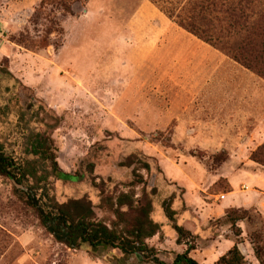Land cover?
<instances>
[{
	"label": "rangeland",
	"instance_id": "1",
	"mask_svg": "<svg viewBox=\"0 0 264 264\" xmlns=\"http://www.w3.org/2000/svg\"><path fill=\"white\" fill-rule=\"evenodd\" d=\"M20 1L0 0V144L6 155L20 164L35 161L58 203L86 197L107 223L113 217L99 209L91 181L111 193L127 192L133 167L120 164L137 155L150 172L139 169L143 184L133 191L138 198L142 187L155 190L150 218L160 234L155 244L146 242L161 261L171 264L177 246L184 250L187 243L201 260L217 239L247 249L246 264H259L255 249L264 261V186L257 178L264 180V167L250 159L264 143L252 138L264 119V62L244 54L249 69L233 57L245 40L264 39L258 35L264 0L245 11L246 32L234 31L223 13L226 3L218 5L212 43L180 25L187 0H81L68 14L47 0L25 11ZM133 47L140 50L133 54L141 57L136 65L127 53ZM35 134L52 141L61 171L83 180L56 179L51 164L31 153ZM24 199L0 177V264H153L139 255L117 261V250L92 255L66 248ZM164 200L187 232L182 245L164 215ZM231 212L244 216L236 223L239 237L226 217Z\"/></svg>",
	"mask_w": 264,
	"mask_h": 264
},
{
	"label": "trees",
	"instance_id": "2",
	"mask_svg": "<svg viewBox=\"0 0 264 264\" xmlns=\"http://www.w3.org/2000/svg\"><path fill=\"white\" fill-rule=\"evenodd\" d=\"M78 1L81 0H47L52 4L56 3V6L60 5L66 14L70 12V4ZM256 1L224 0L217 3L216 0H187L188 11L186 17L180 20V25L206 42L212 43V11L218 5L222 7L226 3V9L223 13L234 31L237 28L245 30L243 25L247 22L244 15L245 11L253 7ZM168 15L171 17L172 13L168 11ZM258 35L264 38V30ZM244 42L240 49L241 52L233 53L234 59L249 69L253 66L249 64L250 62L246 60L244 54L249 53L264 62V39L245 40ZM262 74L264 75V71ZM33 138L30 145L32 155L38 157L43 163L49 162L56 179L65 182L73 180L81 182L83 180V175L78 173L67 174L58 168L55 155L50 151L52 141L49 138L42 134H35ZM250 159L264 167V143L251 154ZM35 165V161L29 160L22 164L17 163L13 158L6 155L3 146L0 144V177L11 181L14 191L23 194L25 205L36 213L42 228L56 242L70 250L88 249L92 255L100 250H117L121 255L117 261H125L134 255H139L153 264H167L157 257V251L148 246L146 242L160 234V226L150 218L152 213L151 199L155 195V190L151 188L150 192H147L146 187H142L138 198H135L136 194L133 191L135 185L143 184L142 177L138 173L139 169H143L149 174L150 166L148 163L142 162L137 155H130L126 161L120 164L124 168L133 167V180L126 186L127 192L111 193L106 191L103 182L97 184L95 181H91L92 187L99 193V209L108 212L113 217L108 223L102 219H97L91 201L86 197L58 203L54 196L48 194V177L40 176ZM88 172L90 174L93 172L92 165L88 166ZM28 179L33 182L32 186L22 189ZM42 183L43 188H40ZM18 187L21 188L18 189ZM31 189L41 190V196L36 198ZM162 209L177 234L176 243L182 245V240L187 232L175 224V212L170 207V200L162 202ZM226 217L232 228L235 229V236L239 237L241 233L239 228H236V223L242 221L244 216L242 214L235 215L231 212L227 213ZM184 245L186 246L185 251L175 254L171 264H198L189 256L190 252L195 249L194 246L190 243ZM254 253L259 264H264L256 249ZM214 264H246V261L237 244H235Z\"/></svg>",
	"mask_w": 264,
	"mask_h": 264
},
{
	"label": "crops",
	"instance_id": "3",
	"mask_svg": "<svg viewBox=\"0 0 264 264\" xmlns=\"http://www.w3.org/2000/svg\"><path fill=\"white\" fill-rule=\"evenodd\" d=\"M40 1L41 0H21L19 2V4H17L18 5L17 7H20L21 9H25V11H30L31 9H33V7L37 6ZM138 49L139 48H137V51H136V48L133 47V49H131V50L128 49L127 50V53H129V55H128L129 56V59L135 65H136L138 59L141 58L139 56L138 57H135V55H133L135 51L138 52V53H140V50H138ZM259 105L260 104L255 103L254 104V107L259 108ZM248 113H250L249 116H252V115L255 114V112H251L249 110H248ZM263 124H264V119L261 118L260 119V122L258 123V125L253 130L254 132L252 133L253 134L252 138H254V139L257 138L256 139L257 142H261V141L264 140V134L262 133L261 135H259L260 126L263 125ZM257 178H258V182H260L264 186V180L262 181V180H260L259 177H257ZM231 204H233V202L230 203V206L227 205V206L221 208L219 211L222 212L223 210L230 208L231 207ZM155 237L156 236H154L152 239L148 240L147 242L148 243H152L151 245L155 244L154 243ZM158 240H159V238H158ZM215 242L219 245V247L218 246L216 247ZM235 244H237V247H238V249H239V251L241 253H242V250L248 251L247 249H244V247L240 243L234 242V241H232V239H224L220 243H219V241L217 239V241H215V240L212 241V246L210 248H208L207 250H203V254L201 256V260H199L195 256H193L192 253H190L189 256L192 259H194L198 264H206L204 262L205 261L208 262V260L210 258H211L210 264H214L220 257H222L223 255H225L230 250V248H232ZM158 246L160 247L161 250L166 251V248H165L164 244L158 243L156 247L158 248ZM184 250L182 248H179L178 246L175 249L176 254H180V253L184 252ZM208 264H209V262H208ZM254 264H255V262H254Z\"/></svg>",
	"mask_w": 264,
	"mask_h": 264
},
{
	"label": "water",
	"instance_id": "4",
	"mask_svg": "<svg viewBox=\"0 0 264 264\" xmlns=\"http://www.w3.org/2000/svg\"><path fill=\"white\" fill-rule=\"evenodd\" d=\"M18 188H21V187H18Z\"/></svg>",
	"mask_w": 264,
	"mask_h": 264
}]
</instances>
